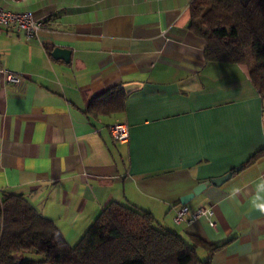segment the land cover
Instances as JSON below:
<instances>
[{
    "label": "crops",
    "instance_id": "crops-1",
    "mask_svg": "<svg viewBox=\"0 0 264 264\" xmlns=\"http://www.w3.org/2000/svg\"><path fill=\"white\" fill-rule=\"evenodd\" d=\"M192 1L0 0L44 19L38 38L0 28V63L25 77L0 84V194L24 195L71 245L117 201L203 239L207 264H264V153L253 160L263 99L246 64L206 60ZM56 46L71 59L54 57ZM116 89L122 110L102 113ZM115 121L129 124L127 143L113 138ZM229 171L186 204L213 207L215 227L174 222L183 196Z\"/></svg>",
    "mask_w": 264,
    "mask_h": 264
},
{
    "label": "trees",
    "instance_id": "trees-1",
    "mask_svg": "<svg viewBox=\"0 0 264 264\" xmlns=\"http://www.w3.org/2000/svg\"><path fill=\"white\" fill-rule=\"evenodd\" d=\"M190 15V28L207 41V61L249 67L264 112V0H193ZM125 97L122 89L110 92L100 111H121ZM210 246L196 235L159 226L151 211L117 201L71 245L24 195L0 194V264H207L198 251Z\"/></svg>",
    "mask_w": 264,
    "mask_h": 264
},
{
    "label": "built area",
    "instance_id": "built-area-1",
    "mask_svg": "<svg viewBox=\"0 0 264 264\" xmlns=\"http://www.w3.org/2000/svg\"><path fill=\"white\" fill-rule=\"evenodd\" d=\"M27 1V0H12ZM44 26V19L33 15L30 11H13L0 6V28L5 27L10 30L22 31L28 39L38 38ZM25 80L22 73L10 70L0 63V84L18 85ZM113 138L121 143H127L130 138L129 124L122 121H115L109 126ZM189 220L205 218L208 223L215 227V210L211 206H202L195 210H190L187 205H182L176 209L173 220L176 224H181L186 216Z\"/></svg>",
    "mask_w": 264,
    "mask_h": 264
},
{
    "label": "water",
    "instance_id": "water-1",
    "mask_svg": "<svg viewBox=\"0 0 264 264\" xmlns=\"http://www.w3.org/2000/svg\"><path fill=\"white\" fill-rule=\"evenodd\" d=\"M71 54H72V50L70 48L67 47H63V46H56L53 51H52V55L56 58H63L66 61H69L71 59ZM241 167H237L235 170H239ZM234 174V171H229L228 173H226L225 175L221 176V177H217V178H213L209 181L203 182L198 184L191 193L183 196L181 198V203L182 205H186L188 202H190L196 195L201 194L209 185L214 184V185H221L224 182H226L227 180H229Z\"/></svg>",
    "mask_w": 264,
    "mask_h": 264
},
{
    "label": "clouds",
    "instance_id": "clouds-1",
    "mask_svg": "<svg viewBox=\"0 0 264 264\" xmlns=\"http://www.w3.org/2000/svg\"><path fill=\"white\" fill-rule=\"evenodd\" d=\"M258 190L259 191H264V180L261 181V183L258 185ZM258 199H262L259 198ZM255 203V202H254ZM255 206L261 211L264 212V202L261 203H256Z\"/></svg>",
    "mask_w": 264,
    "mask_h": 264
}]
</instances>
